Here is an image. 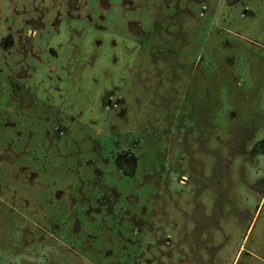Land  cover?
I'll list each match as a JSON object with an SVG mask.
<instances>
[{
    "label": "rangeland",
    "instance_id": "rangeland-1",
    "mask_svg": "<svg viewBox=\"0 0 264 264\" xmlns=\"http://www.w3.org/2000/svg\"><path fill=\"white\" fill-rule=\"evenodd\" d=\"M0 264H264V0H0Z\"/></svg>",
    "mask_w": 264,
    "mask_h": 264
}]
</instances>
